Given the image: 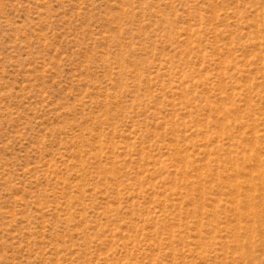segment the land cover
Masks as SVG:
<instances>
[{
	"label": "rangeland",
	"instance_id": "obj_1",
	"mask_svg": "<svg viewBox=\"0 0 264 264\" xmlns=\"http://www.w3.org/2000/svg\"><path fill=\"white\" fill-rule=\"evenodd\" d=\"M0 264H264V0H0Z\"/></svg>",
	"mask_w": 264,
	"mask_h": 264
}]
</instances>
